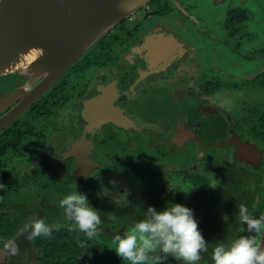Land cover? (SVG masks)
Here are the masks:
<instances>
[{"label": "flooded vegetation", "instance_id": "flooded-vegetation-1", "mask_svg": "<svg viewBox=\"0 0 264 264\" xmlns=\"http://www.w3.org/2000/svg\"><path fill=\"white\" fill-rule=\"evenodd\" d=\"M245 1L151 0L0 132V264L39 263L24 225H68L59 201L74 191L99 211L109 244L150 206L198 198L204 226L225 220L226 245L245 234L240 204L264 214V47L233 8ZM216 2L231 7L221 31ZM32 82L0 77V104Z\"/></svg>", "mask_w": 264, "mask_h": 264}, {"label": "water", "instance_id": "water-1", "mask_svg": "<svg viewBox=\"0 0 264 264\" xmlns=\"http://www.w3.org/2000/svg\"><path fill=\"white\" fill-rule=\"evenodd\" d=\"M151 0H0V77L39 81L0 104L23 100L0 118V132L24 114L119 23ZM32 82V83H33ZM244 148H239L238 154Z\"/></svg>", "mask_w": 264, "mask_h": 264}, {"label": "clouds", "instance_id": "clouds-1", "mask_svg": "<svg viewBox=\"0 0 264 264\" xmlns=\"http://www.w3.org/2000/svg\"><path fill=\"white\" fill-rule=\"evenodd\" d=\"M59 207L64 210L70 231H79L89 240L99 234L102 225L99 211L89 204L85 194L74 191L59 201ZM237 215L245 234L228 245L217 243L211 253L213 264H264V214L255 217L246 205L240 204ZM61 227L59 223H47L44 218H33L22 231L34 242L37 238L51 237ZM112 243L116 255L129 264H165L168 257L182 264H199L202 253L208 251V242L193 210L178 203L162 211L148 207L145 218L123 234L115 235ZM5 247L11 255H18L15 241Z\"/></svg>", "mask_w": 264, "mask_h": 264}, {"label": "trees", "instance_id": "trees-1", "mask_svg": "<svg viewBox=\"0 0 264 264\" xmlns=\"http://www.w3.org/2000/svg\"><path fill=\"white\" fill-rule=\"evenodd\" d=\"M4 147L7 149L6 145ZM198 192L204 200L205 194L201 191ZM196 203L202 204L197 198V200L194 199L192 206L188 203L182 205L193 210V216L198 222L199 229L208 242V251L202 253V259L199 264H213L211 253L217 243H223L225 220L222 221V224L218 221L216 224H213V222L208 226L209 228L204 226L202 224V216L199 214V212L202 213L201 208L199 205L196 206ZM213 205L211 203L208 209L212 208ZM218 209L222 215L224 209L220 207ZM130 218L132 219L131 222L135 223L145 218V215H132ZM5 232H8V230L5 229ZM99 235L89 240L79 231H70L67 225H63L59 231H53L51 237H41L35 240L36 247L40 251L39 264H129L128 261L122 260L116 255L114 248L109 244L103 243V240L104 242H107V240L105 238L102 239V236ZM165 264H182V262H177L174 258L168 257Z\"/></svg>", "mask_w": 264, "mask_h": 264}, {"label": "rangeland", "instance_id": "rangeland-1", "mask_svg": "<svg viewBox=\"0 0 264 264\" xmlns=\"http://www.w3.org/2000/svg\"><path fill=\"white\" fill-rule=\"evenodd\" d=\"M239 4H234L233 8H243V10L247 13L248 16H250V20L247 24L248 26V32L249 37L254 38L258 40L259 47H264V0H246L244 3V6L239 7ZM230 6L228 2H222L218 3L216 2V5L211 7V10L209 11V14H216V19L214 23V28H216L218 31H221L224 23L229 17L230 14ZM208 14V11L205 15ZM213 27L212 29L215 30ZM254 31V32H253ZM246 38V36H244ZM90 182H81L78 183L77 186L82 188L89 184ZM104 243V240L102 241ZM107 243V242H106ZM109 244V243H107ZM112 248H114L113 243L111 242L109 244ZM5 255L3 254L2 259L5 260ZM19 264H39L36 263H29L28 261H23V263Z\"/></svg>", "mask_w": 264, "mask_h": 264}]
</instances>
